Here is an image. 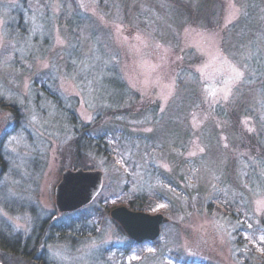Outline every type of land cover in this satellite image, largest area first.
<instances>
[{"label": "rangeland", "instance_id": "374dc122", "mask_svg": "<svg viewBox=\"0 0 264 264\" xmlns=\"http://www.w3.org/2000/svg\"><path fill=\"white\" fill-rule=\"evenodd\" d=\"M181 1L0 0V239L39 236L46 264H264V0ZM81 133L113 156L86 151L100 188L60 212ZM123 190L168 218L127 256Z\"/></svg>", "mask_w": 264, "mask_h": 264}, {"label": "trees", "instance_id": "16d2710c", "mask_svg": "<svg viewBox=\"0 0 264 264\" xmlns=\"http://www.w3.org/2000/svg\"><path fill=\"white\" fill-rule=\"evenodd\" d=\"M170 1L172 3H175V4H171L172 7H175V11H174V12H176L175 15H177V13L179 15H182V13H183L182 1L181 0H177V1L176 0L175 1L170 0ZM176 3H179V4H176ZM199 8H201V7H199ZM17 24L19 25L20 23H17ZM17 27H19V26H17ZM137 96H138L137 93L133 94L134 99L137 98ZM133 105H134V103L131 102L130 105L128 107H126L125 109L115 108L113 110L106 111L104 113V115L110 116V115H121V114H123V115H128V117H129L130 116L129 112L131 110L133 111V109L135 108V106H133ZM219 114H222V111H220ZM71 120L73 122L74 118L73 119L71 118ZM124 121L120 122V124H123V128H121V130H118V131L116 130V133L122 137H130L132 132L126 128ZM112 133H113V131H112ZM112 133H106V135L102 134L101 135V138L103 139L102 143L99 141H97L96 143H92L93 140H91L89 138H88V140L82 142V138L84 137V135H83L84 133L83 134L81 133L80 136L79 135L76 136L69 143V147H68L70 157L72 158V161H71L69 167H76V168L81 167L84 169L92 168L91 165L88 163L90 161V157L86 154V151H89V150L91 152L94 151L96 153L106 154V156L108 158H111V156H113V152L111 150L109 152H107L108 148H111V145H110V147H106V145H109V141L114 138ZM104 137L107 138L106 141H104ZM209 139H212V137H209ZM81 143H84V145H81ZM250 146L252 147L251 144H250ZM252 151H253V149L251 150V152ZM260 155L264 156V150H262ZM229 163H230V161H228L226 163L225 168L229 165ZM178 166H175L176 169L178 168ZM227 179H230V177L228 176ZM151 196L152 195H149L146 193H143V194L134 193V192L126 193L123 190V197H121V199L120 198L116 199L115 202H117L119 204H125V205H127L128 208L133 209V210H147L150 206V201L152 200ZM164 224H166V223H164ZM162 226H161V230H162ZM39 228H40V231L42 230V232L47 231L49 236H51L52 234L58 233L59 237H62L64 235V233H66V229L63 225H56V224H53L52 222L50 223L49 220H44L41 223ZM38 237L39 236H35L34 238H32L33 239L32 241L26 240L23 244L20 242V239L14 238L13 239L14 245L9 244V242L7 240L9 238H7V239L1 238L0 239V262L2 264H18L21 262H22L21 264H38L37 262H42L39 264H46L44 256H43V251H41L42 254L37 255V257L34 254V250L36 248V245L39 242ZM159 237H160V235H159ZM159 237L153 241H144L142 243H136L133 240L129 239V242L127 245L120 247V252H121L122 256H127L132 251L131 250L132 248L142 249L144 246H147V245H156L159 241ZM181 264H208V263L202 262V261L183 259L181 261Z\"/></svg>", "mask_w": 264, "mask_h": 264}, {"label": "water", "instance_id": "95a60500", "mask_svg": "<svg viewBox=\"0 0 264 264\" xmlns=\"http://www.w3.org/2000/svg\"><path fill=\"white\" fill-rule=\"evenodd\" d=\"M100 185L101 172L98 170H63L55 188L56 209L61 212L80 207L91 199ZM109 216L136 243L155 240L160 235L161 226L168 222V218L161 213L150 214L124 205L111 208Z\"/></svg>", "mask_w": 264, "mask_h": 264}, {"label": "snow or ice", "instance_id": "6c2138e0", "mask_svg": "<svg viewBox=\"0 0 264 264\" xmlns=\"http://www.w3.org/2000/svg\"><path fill=\"white\" fill-rule=\"evenodd\" d=\"M233 72L235 73L234 75V80H239L241 76L243 75L241 72L237 71L236 69H233Z\"/></svg>", "mask_w": 264, "mask_h": 264}]
</instances>
